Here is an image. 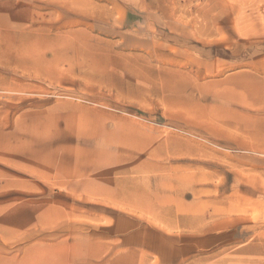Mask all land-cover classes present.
Listing matches in <instances>:
<instances>
[{
    "label": "rangeland",
    "instance_id": "374dc122",
    "mask_svg": "<svg viewBox=\"0 0 264 264\" xmlns=\"http://www.w3.org/2000/svg\"><path fill=\"white\" fill-rule=\"evenodd\" d=\"M0 26L36 34L0 42V264H264V0H0Z\"/></svg>",
    "mask_w": 264,
    "mask_h": 264
},
{
    "label": "bare ground",
    "instance_id": "6f19581e",
    "mask_svg": "<svg viewBox=\"0 0 264 264\" xmlns=\"http://www.w3.org/2000/svg\"><path fill=\"white\" fill-rule=\"evenodd\" d=\"M10 26V25H9ZM1 27V26H0ZM9 29V28H8ZM11 29V28H10ZM14 30V29H13ZM34 38H36V34L34 33V32H31V33H11V32H3V31H0V42H1V44L3 43V45H4V43H5V41H9V43H8V45L10 44V48H11V43H13V45L15 46V51L13 52V53H15V54H18V50H20V48H21V46H23L25 43H30ZM10 41H12L11 43H10ZM2 46V45H1ZM5 46V45H4ZM20 47V48H19ZM2 48V47H1ZM11 51V50H10ZM18 56V55H17ZM17 56H15V57H17ZM109 63V62H108ZM101 64H105V63H101ZM99 68V67H98ZM100 68H102L101 66H100ZM104 68V67H103ZM102 68V69H103ZM100 70V69H99ZM104 71V70H103ZM166 74H168V73H166ZM150 79V78H149ZM149 81V80H148ZM163 84V83H162ZM166 86V85H165ZM140 87V86H139ZM164 87V86H163ZM162 87V88H163ZM68 118V117H67ZM118 127V126H117ZM67 128H68V126H67ZM81 129V128H80ZM67 130V129H66ZM70 131V130H69ZM129 131V130H128ZM65 132V131H64ZM130 133H131V131H129ZM70 133V132H69ZM128 133V132H127ZM67 134V133H66ZM69 135V134H68ZM81 136V135H80ZM133 136V135H132ZM136 139V138H135ZM115 140V139H114ZM134 141V140H133ZM59 143V142H58ZM67 143V142H66ZM57 144V143H56ZM59 145H60V143L58 144V147H59ZM111 146V145H110ZM56 147H57V145H56ZM57 147V150H59V148ZM64 148H65V146H64ZM102 149V148H101ZM65 150V149H64ZM63 150V151H64ZM63 151H62V153H63ZM91 151H92V149H91ZM105 151V150H104ZM107 151V150H106ZM59 152V151H58ZM101 152V151H100ZM65 153V152H64ZM95 154V153H94ZM104 154V153H103ZM60 155H62L63 156V154H60ZM67 155V154H66ZM79 156V155H78ZM93 156H95V155H93ZM67 156H65V158H66ZM84 157V156H83ZM89 157V156H88ZM92 157V156H91ZM82 157H80V159H81ZM85 158V157H84ZM97 159H98V157H97ZM78 160V159H77ZM64 161V160H63ZM109 162V161H108ZM111 162V161H110ZM61 164H62V162H61ZM81 164H82V162H81ZM107 166V165H106ZM111 166V165H110ZM109 166V167H110ZM108 167V168H109ZM66 169V168H65ZM101 169V168H100ZM106 169V168H105ZM94 170H96V168L94 169ZM99 170V169H98Z\"/></svg>",
    "mask_w": 264,
    "mask_h": 264
}]
</instances>
